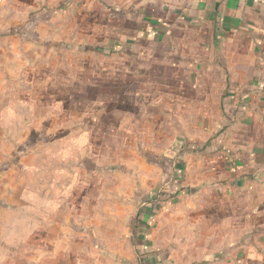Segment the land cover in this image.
I'll return each instance as SVG.
<instances>
[{
  "label": "rangeland",
  "instance_id": "374dc122",
  "mask_svg": "<svg viewBox=\"0 0 264 264\" xmlns=\"http://www.w3.org/2000/svg\"><path fill=\"white\" fill-rule=\"evenodd\" d=\"M56 1L0 0V264H116L137 237L171 264L262 249L187 187V114L113 51L119 20Z\"/></svg>",
  "mask_w": 264,
  "mask_h": 264
},
{
  "label": "crops",
  "instance_id": "0c3cea01",
  "mask_svg": "<svg viewBox=\"0 0 264 264\" xmlns=\"http://www.w3.org/2000/svg\"><path fill=\"white\" fill-rule=\"evenodd\" d=\"M91 2L94 18L110 12L119 20L112 29L122 40L113 51L126 57L136 53V73L163 84L164 95L179 100V112L187 114V187L199 186L200 195L215 187L226 199L217 212H239L242 225L258 228L260 234L247 242L262 249L231 246L203 258L214 259L212 264H264V0ZM154 67H167L168 74ZM138 238L128 240L135 244L116 264H171L168 254L144 253L145 240Z\"/></svg>",
  "mask_w": 264,
  "mask_h": 264
},
{
  "label": "trees",
  "instance_id": "16d2710c",
  "mask_svg": "<svg viewBox=\"0 0 264 264\" xmlns=\"http://www.w3.org/2000/svg\"><path fill=\"white\" fill-rule=\"evenodd\" d=\"M97 50L99 49V48H96Z\"/></svg>",
  "mask_w": 264,
  "mask_h": 264
}]
</instances>
